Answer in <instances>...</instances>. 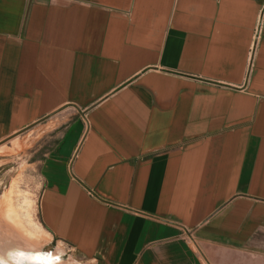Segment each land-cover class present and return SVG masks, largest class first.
<instances>
[{
    "label": "crops",
    "instance_id": "0c3cea01",
    "mask_svg": "<svg viewBox=\"0 0 264 264\" xmlns=\"http://www.w3.org/2000/svg\"><path fill=\"white\" fill-rule=\"evenodd\" d=\"M52 115L50 241L264 264V0H0V138Z\"/></svg>",
    "mask_w": 264,
    "mask_h": 264
},
{
    "label": "rangeland",
    "instance_id": "374dc122",
    "mask_svg": "<svg viewBox=\"0 0 264 264\" xmlns=\"http://www.w3.org/2000/svg\"><path fill=\"white\" fill-rule=\"evenodd\" d=\"M67 121L52 115L0 138V261L5 264H91L50 241L40 220L43 162Z\"/></svg>",
    "mask_w": 264,
    "mask_h": 264
},
{
    "label": "built area",
    "instance_id": "2783aa9c",
    "mask_svg": "<svg viewBox=\"0 0 264 264\" xmlns=\"http://www.w3.org/2000/svg\"><path fill=\"white\" fill-rule=\"evenodd\" d=\"M260 26L257 28V35H259V33H260Z\"/></svg>",
    "mask_w": 264,
    "mask_h": 264
},
{
    "label": "flooded vegetation",
    "instance_id": "af4514ba",
    "mask_svg": "<svg viewBox=\"0 0 264 264\" xmlns=\"http://www.w3.org/2000/svg\"><path fill=\"white\" fill-rule=\"evenodd\" d=\"M0 264H5V263H3L2 261H0Z\"/></svg>",
    "mask_w": 264,
    "mask_h": 264
},
{
    "label": "bare ground",
    "instance_id": "6f19581e",
    "mask_svg": "<svg viewBox=\"0 0 264 264\" xmlns=\"http://www.w3.org/2000/svg\"><path fill=\"white\" fill-rule=\"evenodd\" d=\"M12 228V227H11ZM58 252V251H57ZM59 252H61L60 250H59Z\"/></svg>",
    "mask_w": 264,
    "mask_h": 264
}]
</instances>
